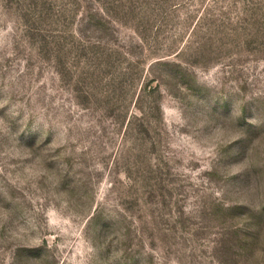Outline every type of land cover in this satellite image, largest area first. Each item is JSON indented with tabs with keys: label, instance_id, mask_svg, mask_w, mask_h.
<instances>
[{
	"label": "rangeland",
	"instance_id": "1",
	"mask_svg": "<svg viewBox=\"0 0 264 264\" xmlns=\"http://www.w3.org/2000/svg\"><path fill=\"white\" fill-rule=\"evenodd\" d=\"M0 264H264V0H0Z\"/></svg>",
	"mask_w": 264,
	"mask_h": 264
}]
</instances>
